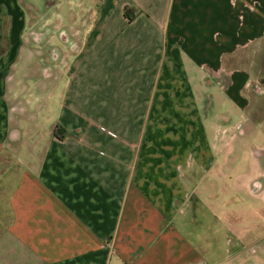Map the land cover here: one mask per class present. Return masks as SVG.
Segmentation results:
<instances>
[{
    "label": "crops",
    "instance_id": "crops-1",
    "mask_svg": "<svg viewBox=\"0 0 264 264\" xmlns=\"http://www.w3.org/2000/svg\"><path fill=\"white\" fill-rule=\"evenodd\" d=\"M87 1L55 86L25 97L7 57L34 34L0 0V264H264V214L244 228L238 204L231 228L208 198L235 130L264 131V0ZM211 85L245 126L209 121ZM249 167L229 188L264 201V157Z\"/></svg>",
    "mask_w": 264,
    "mask_h": 264
},
{
    "label": "rangeland",
    "instance_id": "rangeland-1",
    "mask_svg": "<svg viewBox=\"0 0 264 264\" xmlns=\"http://www.w3.org/2000/svg\"><path fill=\"white\" fill-rule=\"evenodd\" d=\"M87 2V0H21V6L24 9V16L28 25L26 34L33 32L34 39L31 36L29 37V41H27V45H24L22 52H12L8 55L7 58H10V60L6 66V73L8 72L11 86L20 93L25 94V97L31 91V88H29L30 81L39 80L55 86L59 66L66 59V53L69 51V48L59 40V31L75 27V23L78 21L76 19L77 16L85 13L86 7L89 6ZM79 23L76 26L80 25ZM29 28H32V31L29 32ZM30 39H33L35 43H31ZM2 44L5 46V42H2ZM45 68L51 69L52 76L50 79L44 78L43 70ZM37 91H44L42 83L35 86V92ZM205 95L208 97V101H205V111L207 115H210L209 121L210 119L211 121L213 120V124L219 125L220 128L246 125L245 120H247V117L240 114L239 110H236L238 111L237 113L226 115V117H222L219 114L232 107H230V104H227V106L223 105L222 98L224 95L217 86L211 85V87H208ZM254 104H257V102H254ZM262 104L264 106V101L261 102V106ZM249 130V128L246 129L244 135L235 130L236 136L234 140L229 141L231 146H227L224 150L226 153L225 157H227V164L224 170L229 172L230 169H233V172H231L232 175L230 174L229 179L225 181L228 186L221 190L219 200L214 202L213 190L208 191V198H212L209 202L211 207H214L218 201L222 203L223 208H225L224 212L218 214L224 220L226 226L231 228L238 226V204H242L245 214L247 211H251L252 216L248 212V217L245 216L241 221V225L244 228L250 229L251 222L260 223L264 214V201L260 190L251 196H243L232 193L229 188L232 179L236 175L249 172V160L252 156L264 157V148L258 147L264 142V131L258 130L255 132L256 138H254L252 136L254 133H250ZM260 182L262 183L263 181L261 180ZM259 232H262V230L259 229ZM254 237L255 234H252L247 237V240ZM245 245L248 246L249 243L244 242L243 246Z\"/></svg>",
    "mask_w": 264,
    "mask_h": 264
},
{
    "label": "trees",
    "instance_id": "trees-1",
    "mask_svg": "<svg viewBox=\"0 0 264 264\" xmlns=\"http://www.w3.org/2000/svg\"><path fill=\"white\" fill-rule=\"evenodd\" d=\"M127 10H125L124 11V15L128 18V16H127V12H126ZM128 20L130 21V19L128 18Z\"/></svg>",
    "mask_w": 264,
    "mask_h": 264
}]
</instances>
